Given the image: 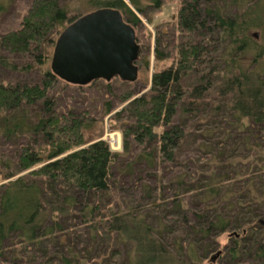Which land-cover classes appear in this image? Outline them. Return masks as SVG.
Instances as JSON below:
<instances>
[{
    "label": "trees",
    "instance_id": "16d2710c",
    "mask_svg": "<svg viewBox=\"0 0 264 264\" xmlns=\"http://www.w3.org/2000/svg\"><path fill=\"white\" fill-rule=\"evenodd\" d=\"M15 1L0 0V16ZM176 1V19L155 28L150 89L121 94L119 153L89 135L90 107L58 103L102 81L61 80L49 49L101 9L138 35V14L165 0H85L86 14L25 0L0 29V70L12 74L0 80V138L20 127L10 115L31 118L0 154V264H264V0Z\"/></svg>",
    "mask_w": 264,
    "mask_h": 264
},
{
    "label": "rangeland",
    "instance_id": "374dc122",
    "mask_svg": "<svg viewBox=\"0 0 264 264\" xmlns=\"http://www.w3.org/2000/svg\"><path fill=\"white\" fill-rule=\"evenodd\" d=\"M176 2V0H165V2L163 3V7L160 10L150 12L149 9L147 10L145 16L138 14L142 22V28L136 36H138V44L141 47L143 53L142 58L143 56H146L145 58H149L148 60L150 66L148 67V65L145 64L144 60L142 65H139V75L137 83L133 84L132 86L124 85V82L122 80L116 78L110 82L112 95L106 93V82L102 81L97 85L82 90L81 92L62 91L63 95L58 97V103L60 104L61 108L90 107L92 109L91 111L96 117L97 122L94 125L95 127L92 129V131L89 132V135L95 140L101 139L107 142L112 152L119 153L122 151V131L120 129V124L114 121L116 114L127 105V103H122L121 94L123 91L129 90L134 92L135 95L140 96L150 89V84L155 69V28L157 26L173 22L176 19L178 10V3ZM24 3L25 0L15 1V5L12 4L7 9V12L0 16V29L4 25H10L11 23H15L18 21V18H20L22 10L25 6ZM69 7L70 13L72 12V14H74L78 9L85 14L90 11L89 9H87V3L85 2V0H70ZM148 12L153 16L151 23L147 21ZM53 53L54 49L50 48L47 60L48 65L52 63ZM12 58L15 62H20L17 58L15 59V57L13 56ZM11 76L12 74L10 75L0 70V80L10 78ZM108 105L112 107L113 111L107 115L106 112ZM31 116H33V114ZM30 120L31 118L29 119L28 116L23 112H16L9 116L8 121L10 123V126L20 127H18V130H16L15 136H13V138L11 137L12 140L7 138H0V154H2L4 158L10 155L11 152H14L18 143H23L22 141H25L19 136H21L20 133L25 132L27 126L30 127ZM116 137H118L119 143H117L118 139L115 141ZM7 182L0 181V185H3ZM218 240L223 247L224 245L228 244L229 236L224 235ZM209 263L210 262L207 261L204 264Z\"/></svg>",
    "mask_w": 264,
    "mask_h": 264
},
{
    "label": "water",
    "instance_id": "95a60500",
    "mask_svg": "<svg viewBox=\"0 0 264 264\" xmlns=\"http://www.w3.org/2000/svg\"><path fill=\"white\" fill-rule=\"evenodd\" d=\"M140 47L136 32L118 10L89 13L59 36L51 68L66 83L87 86L119 78L136 83Z\"/></svg>",
    "mask_w": 264,
    "mask_h": 264
},
{
    "label": "bare ground",
    "instance_id": "6f19581e",
    "mask_svg": "<svg viewBox=\"0 0 264 264\" xmlns=\"http://www.w3.org/2000/svg\"><path fill=\"white\" fill-rule=\"evenodd\" d=\"M118 139V137H116L115 141ZM117 143H119V139L117 140Z\"/></svg>",
    "mask_w": 264,
    "mask_h": 264
}]
</instances>
